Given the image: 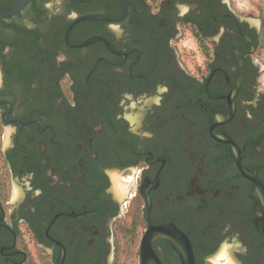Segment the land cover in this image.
Wrapping results in <instances>:
<instances>
[{"label":"flooded vegetation","instance_id":"af4514ba","mask_svg":"<svg viewBox=\"0 0 264 264\" xmlns=\"http://www.w3.org/2000/svg\"><path fill=\"white\" fill-rule=\"evenodd\" d=\"M0 13V264H118L115 231L139 210L126 264H264L255 181L232 154L264 184V28L250 10L0 0ZM167 228L181 250L144 244Z\"/></svg>","mask_w":264,"mask_h":264},{"label":"rangeland","instance_id":"374dc122","mask_svg":"<svg viewBox=\"0 0 264 264\" xmlns=\"http://www.w3.org/2000/svg\"><path fill=\"white\" fill-rule=\"evenodd\" d=\"M235 2L237 3V6L250 10L253 17L257 18V20L263 23L264 28V0H235ZM133 177V173H128L124 175V177H122V180H124L125 182H129ZM135 216L137 217V219L140 218V210L138 212V216L137 213L135 215L134 212H131L130 214L128 213L126 219H124V223H121L115 231L116 260L118 264H126V259H128L129 261H133L135 259L134 262H136V259L138 257L137 254L139 248V240L144 228H141L142 221L137 222ZM139 222L141 224H139ZM31 250L36 258L37 252L33 246L31 247ZM34 256H32L33 260Z\"/></svg>","mask_w":264,"mask_h":264},{"label":"water","instance_id":"95a60500","mask_svg":"<svg viewBox=\"0 0 264 264\" xmlns=\"http://www.w3.org/2000/svg\"><path fill=\"white\" fill-rule=\"evenodd\" d=\"M24 1L25 0H20V4H22ZM19 6L21 5H18V7ZM0 14L5 15L4 13H0ZM221 139L230 140V138L227 136H222ZM232 154L237 161V164L239 166L241 173L255 181V187L253 191V198L257 204L255 221H256L257 227L264 233V184H262L260 180L258 179L256 171L251 170L241 164L240 151L236 146L232 147ZM170 232H171L170 228L157 231L155 233L156 235H152L150 231H148L145 235L144 244L150 245L153 238H155L156 236H161V237L166 238L168 241H170L177 249L181 250L180 244H177V241H179L180 243V239L179 240L175 239V236L173 235L175 234V229L173 228L174 233L170 234Z\"/></svg>","mask_w":264,"mask_h":264}]
</instances>
